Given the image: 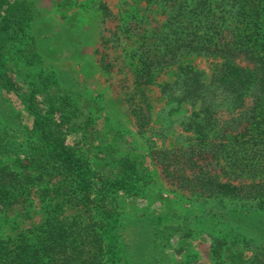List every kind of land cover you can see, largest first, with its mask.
<instances>
[{"label":"rangeland","instance_id":"1","mask_svg":"<svg viewBox=\"0 0 264 264\" xmlns=\"http://www.w3.org/2000/svg\"><path fill=\"white\" fill-rule=\"evenodd\" d=\"M255 1L253 11L250 0H0V23L13 16L0 34V168L32 152L35 118L49 114L111 215L107 264L249 262L262 242L232 211L259 201L201 197L182 177L264 182V63L249 64L264 59V43L246 30L264 10ZM161 50L167 58L144 76L142 58ZM163 152L176 168L164 170ZM51 164L42 186L80 182ZM69 193L72 202L64 193L30 217L0 214V246L32 237L58 204L62 217L93 225L95 204Z\"/></svg>","mask_w":264,"mask_h":264},{"label":"trees","instance_id":"2","mask_svg":"<svg viewBox=\"0 0 264 264\" xmlns=\"http://www.w3.org/2000/svg\"><path fill=\"white\" fill-rule=\"evenodd\" d=\"M250 2L253 7L252 10H256L258 3L255 0H250ZM1 6L3 8L4 5ZM260 9L263 7L261 6ZM260 9L256 13L258 16L250 17L255 21H251L246 29L250 32L248 35L250 39L247 38L248 42L254 46H260L264 43V10ZM22 14L20 11L14 16H21ZM12 19L13 16H7L3 19L0 23V34L7 32L13 26ZM9 38L3 37L2 41L7 42ZM239 41L235 40L237 44ZM242 52L243 50L240 49L239 53ZM166 54L165 50H161L157 54L150 53V57L146 60L142 58L143 75L149 74L153 67L160 65L167 58ZM253 60L254 62L249 63L250 65L258 60L261 64L264 63L262 58H253ZM259 81L262 86L261 91H264V76ZM257 100V107L260 108L264 102L262 93L257 97ZM129 102L131 103V98L128 100ZM132 110L138 117L142 115L141 110L140 112L137 108H132ZM34 122L31 130L34 134L32 152L23 156L22 154L11 153L10 156L14 160L9 165L0 168V214L8 216L9 211L18 209L19 212L16 215L30 217L32 211L38 210L40 206L46 203L52 206L64 193L65 198L72 202V194L69 192L75 187L80 189L84 201L88 204H95L98 219L93 225L76 220L72 221L62 217L60 214L61 206L58 204L48 212L49 218L46 222L34 232H30L32 237L25 236L17 243H13V246L9 243L0 246V264H107L110 258H107V246L104 244L111 215L105 216L106 210H102V203L91 199L93 183L86 182L83 165L77 159L75 151L67 145V140L63 134L59 130H54L56 128L54 123L56 122H54L53 116L39 113ZM166 152L162 153L165 162L162 165L164 170L170 171L171 168H176L174 162L176 157L173 152ZM54 162L60 164L59 168H63L68 177L70 172H76L80 182H66L67 186L65 187L49 188L48 185L42 186V183L45 182H39V180L44 177V173L47 171L44 169ZM181 175L179 169H174L169 176L176 180L178 177L181 178ZM182 178L187 179L189 186L191 182L201 197L231 195L233 199L247 197L249 200L259 201V204L254 208L233 210L232 214H235V217L231 219L237 228L247 232L248 236L253 235V237L259 238L262 242V248L245 264H264V182L234 186L231 183L219 182L218 184L219 177L210 174H194L192 180L188 176ZM113 254L116 255V251Z\"/></svg>","mask_w":264,"mask_h":264}]
</instances>
